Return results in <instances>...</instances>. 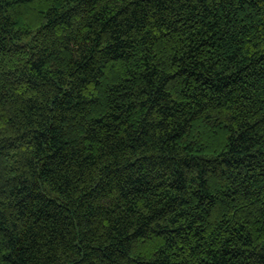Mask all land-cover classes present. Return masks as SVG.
Returning <instances> with one entry per match:
<instances>
[{
	"label": "trees",
	"instance_id": "trees-1",
	"mask_svg": "<svg viewBox=\"0 0 264 264\" xmlns=\"http://www.w3.org/2000/svg\"><path fill=\"white\" fill-rule=\"evenodd\" d=\"M0 264H264V0H0Z\"/></svg>",
	"mask_w": 264,
	"mask_h": 264
}]
</instances>
